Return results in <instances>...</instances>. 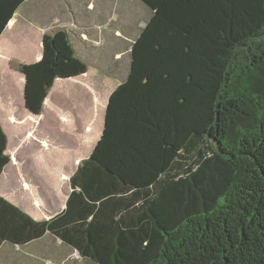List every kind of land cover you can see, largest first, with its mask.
Segmentation results:
<instances>
[{"label":"trees","instance_id":"obj_1","mask_svg":"<svg viewBox=\"0 0 264 264\" xmlns=\"http://www.w3.org/2000/svg\"><path fill=\"white\" fill-rule=\"evenodd\" d=\"M28 0H0V36ZM130 45L66 206L36 221L0 196V247L49 234L93 264H264V0H139ZM20 66L34 115L86 73L64 30ZM0 126V175L9 164Z\"/></svg>","mask_w":264,"mask_h":264},{"label":"crops","instance_id":"obj_2","mask_svg":"<svg viewBox=\"0 0 264 264\" xmlns=\"http://www.w3.org/2000/svg\"><path fill=\"white\" fill-rule=\"evenodd\" d=\"M43 1L28 0L23 4L0 36V126L9 138H7L6 155L11 141V136L5 128L8 126L7 123L14 126L17 122L15 126L17 129L21 128L23 135L17 149L19 165L15 167L10 159L0 179L10 180L13 191L18 189L25 201L18 203L20 201L4 189H0V196L36 221L49 220L64 210L71 191L69 180L80 162L87 159L93 150L86 154L79 151L83 136L74 141L70 138L69 142L55 144L50 139L52 134L56 132V129L66 133L92 132L93 126L98 124L97 116L102 108L101 103L105 106L103 107L104 122L108 103L107 101L105 105V79L107 76L109 78L113 76V71L108 68L101 50L104 26L102 17L99 13H87V9H95L94 5L89 0H84L83 4L77 0H69L66 1V7L63 9L57 8L56 12L50 9L52 13L45 14L43 9L35 4ZM56 30H64L67 33L75 57L87 66V71L75 78L55 80L44 101L41 114L34 115L25 108V78L19 67L39 62L42 58L44 36L51 35ZM111 39L112 58L120 57L122 50L118 51L120 46L117 45L116 40L121 39L120 35L114 32ZM16 86L20 89L19 96ZM26 163L29 168L24 172L21 167ZM25 174L30 175L32 183L28 181ZM34 178L38 181L34 182ZM65 184L68 185V192L63 191L59 195V190ZM53 196H57L55 199L58 203L57 210L53 208V202H55L51 199ZM46 237L62 245L56 246L66 249L64 245L75 252L70 246L49 234L38 241ZM38 241L23 247L9 243L2 244L0 264H40V260L35 256L37 254L32 252H27L28 255L24 258L15 259L8 246L21 249ZM81 259L86 263L90 262Z\"/></svg>","mask_w":264,"mask_h":264},{"label":"rangeland","instance_id":"obj_3","mask_svg":"<svg viewBox=\"0 0 264 264\" xmlns=\"http://www.w3.org/2000/svg\"><path fill=\"white\" fill-rule=\"evenodd\" d=\"M69 0H44L41 3H35L37 6L41 7L43 9V12L45 14L52 13L50 9H53L55 12L57 8L63 9L66 7V4ZM81 4H83L84 0H77ZM91 4L94 5L93 10L87 9V13H99L102 17V20L104 22V26L102 28V52H103V58L108 63V68L113 71L112 77H106L105 79V85L104 90L106 92L105 94V105L109 99V94L113 92V90L121 83V80L126 77L127 75V65L128 61H130V45L132 41L135 39V36L141 31L148 20L150 19L151 12L148 7H146L143 3H141L139 0H89ZM34 4V3H32ZM88 7V5H87ZM72 20V19H71ZM114 32L118 33L120 35L121 39H116L118 41L117 45L120 46L121 55L120 57L112 58V52L110 51L111 43H112V36ZM83 63V62H82ZM16 90L18 91V96L20 95V89L16 86ZM102 108H100V111L97 116V122L98 124L93 126V131L86 134V133H66L61 132L56 129V132L52 134V137L50 138L53 143L59 144L63 141H71L78 139V137L83 136V140H81V145L79 151L83 154L86 152L91 151L93 149V146L96 144L98 139L100 138L101 132H102V124H103V107L104 103H101ZM23 111V109H21ZM86 110V109H85ZM96 122V118L94 120V123ZM8 126H5L6 130L9 132L8 134L11 136V141L9 142L7 155L10 157V159L13 161V164L15 167L18 163V153L17 149L19 144H21L23 135L20 131L21 128L17 129L15 126L17 124H14V126L10 123H7ZM3 130V129H2ZM6 137L8 138L6 132L3 130ZM41 138V137H40ZM9 139V138H8ZM47 139L48 136H47ZM26 164H23L21 167V170L25 172L28 166ZM28 181H30V175L25 174ZM7 181V180H6ZM5 179H0V189L8 190L11 192L15 197L16 200H19L22 203L25 200L21 196V193L17 190L13 191L11 181L8 180L7 182ZM38 181V179L34 178L33 180ZM68 185L65 184L64 187H61L58 194L60 195L61 192H68ZM58 196V195H57ZM57 196H53L51 199L55 200ZM59 200V198H58ZM62 201V199H61ZM58 203L57 200L53 202V208L54 210H57ZM52 241V243H51ZM58 241H54L53 239L50 240L49 237H46V239H43L41 241H38L32 245H30L27 248H14L10 247V251L12 252V256L15 259L18 258H24V256H27V252H32L37 255H35L39 260L40 264H92L90 262H85L82 260L78 254L74 251H71L70 248L63 245L64 248H60L58 246L60 245ZM58 245V246H56ZM57 249V250H56ZM64 259L65 261H60ZM22 264V263H20Z\"/></svg>","mask_w":264,"mask_h":264},{"label":"water","instance_id":"obj_4","mask_svg":"<svg viewBox=\"0 0 264 264\" xmlns=\"http://www.w3.org/2000/svg\"><path fill=\"white\" fill-rule=\"evenodd\" d=\"M29 112V111H28ZM30 113V112H29ZM105 114H106V111H105ZM104 124H105V116H104V122H103V127H104Z\"/></svg>","mask_w":264,"mask_h":264}]
</instances>
